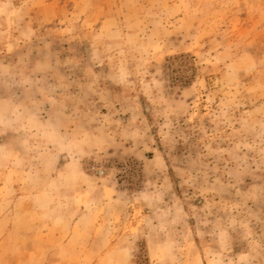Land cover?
<instances>
[{
    "label": "rangeland",
    "instance_id": "1",
    "mask_svg": "<svg viewBox=\"0 0 264 264\" xmlns=\"http://www.w3.org/2000/svg\"><path fill=\"white\" fill-rule=\"evenodd\" d=\"M0 264H264V0H0Z\"/></svg>",
    "mask_w": 264,
    "mask_h": 264
}]
</instances>
